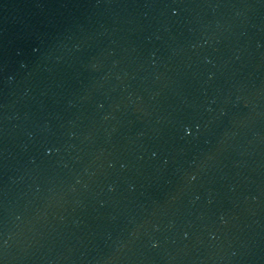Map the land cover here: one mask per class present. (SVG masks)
Instances as JSON below:
<instances>
[{"label":"water","instance_id":"obj_1","mask_svg":"<svg viewBox=\"0 0 264 264\" xmlns=\"http://www.w3.org/2000/svg\"><path fill=\"white\" fill-rule=\"evenodd\" d=\"M159 0H0V213L87 113Z\"/></svg>","mask_w":264,"mask_h":264}]
</instances>
